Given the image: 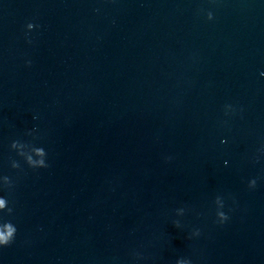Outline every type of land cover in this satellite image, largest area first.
<instances>
[{
	"label": "water",
	"instance_id": "1",
	"mask_svg": "<svg viewBox=\"0 0 264 264\" xmlns=\"http://www.w3.org/2000/svg\"><path fill=\"white\" fill-rule=\"evenodd\" d=\"M0 264H264V0H0Z\"/></svg>",
	"mask_w": 264,
	"mask_h": 264
},
{
	"label": "clouds",
	"instance_id": "2",
	"mask_svg": "<svg viewBox=\"0 0 264 264\" xmlns=\"http://www.w3.org/2000/svg\"><path fill=\"white\" fill-rule=\"evenodd\" d=\"M0 204H2V201H0ZM12 231L14 230H10L7 233L0 232V244L8 245L10 243L12 238Z\"/></svg>",
	"mask_w": 264,
	"mask_h": 264
}]
</instances>
